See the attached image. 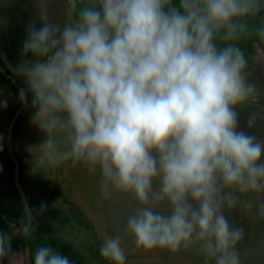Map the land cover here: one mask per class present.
Segmentation results:
<instances>
[{
	"label": "clouds",
	"instance_id": "obj_1",
	"mask_svg": "<svg viewBox=\"0 0 264 264\" xmlns=\"http://www.w3.org/2000/svg\"><path fill=\"white\" fill-rule=\"evenodd\" d=\"M262 8L264 0H90L63 26L30 25L22 52L33 59L15 72L32 93L31 122L47 136L41 163L62 154L99 165L104 198L110 186L132 193L140 207L126 232L138 247H195L215 264H241L245 232L225 215L236 203L225 189L264 192V140L240 127L236 110L255 93L245 54L217 40L248 34ZM255 33L264 40V25ZM19 98L27 101L24 88ZM9 227L14 235L38 227L32 209L25 204L19 227ZM122 241L107 238L101 256L124 264ZM10 251L11 235L0 231V257ZM27 255L72 264L50 246Z\"/></svg>",
	"mask_w": 264,
	"mask_h": 264
},
{
	"label": "rangeland",
	"instance_id": "obj_2",
	"mask_svg": "<svg viewBox=\"0 0 264 264\" xmlns=\"http://www.w3.org/2000/svg\"><path fill=\"white\" fill-rule=\"evenodd\" d=\"M84 2L90 0H78V3ZM44 19L61 26L74 21L70 0H0V72L17 85L27 87L25 78L17 75L15 69L33 59L31 54L25 56L22 52L28 28L30 25L41 27ZM246 60V75L249 82L254 83L255 93L237 105L236 110L240 114V127L264 140V54L255 46ZM29 92L31 102L24 105V114L27 113L16 122V134L11 142L9 137L13 120H10L9 114L13 108L12 97L0 84L1 201H10L3 152L25 150L28 158L23 177L29 180L32 198L40 210L41 205L45 206L41 211L45 222L62 241L75 247L88 264H97L93 246L99 242L101 248L107 238L117 235L123 237L124 264H215L214 259H208L195 247H181L175 252L167 247H138L134 236L126 232V224L127 217L140 205L132 193H122L111 186V196L104 198L99 165L93 168L84 161L63 159L62 154L53 163H41L40 157L46 148L41 144L47 136L31 122L35 109L32 93ZM4 101L7 102L6 107ZM63 135L62 131L56 132L57 143ZM35 162L41 167L33 172ZM225 192L230 193L236 202L232 208L225 207V215L230 224L242 227L245 232L238 246L241 264H264V214L260 212L264 205V192H239L234 188L225 189ZM156 206L169 210L167 201L156 202ZM27 252V247L19 252H10L8 257H0V264H13V260L21 256L24 264H34V259ZM13 254H16L15 257Z\"/></svg>",
	"mask_w": 264,
	"mask_h": 264
},
{
	"label": "trees",
	"instance_id": "obj_3",
	"mask_svg": "<svg viewBox=\"0 0 264 264\" xmlns=\"http://www.w3.org/2000/svg\"><path fill=\"white\" fill-rule=\"evenodd\" d=\"M89 2L77 3L76 8L72 9L73 19H77V13L79 8L87 5ZM179 0H173V4L178 6ZM249 24V33L242 36L238 41H233L232 43H236L243 53L245 57L249 54H252L254 51V47L258 46L263 54H264V40H261L255 33V29L264 25V8L261 9L260 13L254 17L248 18ZM218 46H224L228 41L217 40ZM0 84L2 87L9 91L12 97V110L10 111V120H13L11 127V136L10 141L12 142L15 134H16V122L19 118H23L24 114V105L29 104L31 102L30 92L27 87L21 85H17L9 78H6L4 74L0 72ZM24 88L27 92V101L23 102L19 98V90ZM5 140L2 142L4 143ZM4 159L7 165V174H8V189L10 194V201L3 202L0 200V231H4L11 235V251L10 252H19L23 247H27L28 250L35 251L36 248L40 246H50L55 251L66 255L69 257L72 264H88L82 254H80L75 247L72 245L65 243L62 241L47 225L42 215V212L37 205V203L33 200L31 192H30V184L29 180L24 178L25 171V163L28 158V153L25 150L13 149L12 153L16 160L17 165L14 164L11 157L4 150ZM17 174V182L18 185L27 201L28 207L32 209L33 215L36 217V223L38 227L32 229L29 233L24 234L21 233L19 235H14L13 229L9 226L10 224L16 223L19 227V221L24 216V206L21 200V197L17 191L14 182V174ZM81 223V222H80ZM95 251V258L97 260V264H114L112 262H107L103 256L100 254V243H96L93 246Z\"/></svg>",
	"mask_w": 264,
	"mask_h": 264
},
{
	"label": "water",
	"instance_id": "obj_4",
	"mask_svg": "<svg viewBox=\"0 0 264 264\" xmlns=\"http://www.w3.org/2000/svg\"><path fill=\"white\" fill-rule=\"evenodd\" d=\"M10 136H11V128H10ZM9 141H10V137H9ZM7 145H8V143H7ZM8 155L11 157L12 161L14 162V164L17 165L16 160H15V158H14V156H13L12 151L9 152ZM16 177H17V174H16V170H15V174H14L13 179H14L15 186H16V188H17V191H18V193H19V195H20V197H21V200H22L23 206H25V204H27V201H26V199H25V197H24V195H23V193H22V191H21V189H20V187H19V185H18V182H17ZM27 206H28V204H27Z\"/></svg>",
	"mask_w": 264,
	"mask_h": 264
}]
</instances>
